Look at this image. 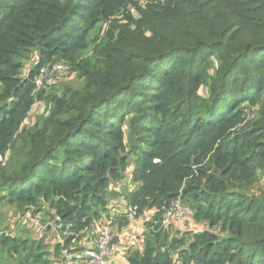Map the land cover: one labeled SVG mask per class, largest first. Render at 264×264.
<instances>
[{
    "label": "trees",
    "instance_id": "trees-1",
    "mask_svg": "<svg viewBox=\"0 0 264 264\" xmlns=\"http://www.w3.org/2000/svg\"><path fill=\"white\" fill-rule=\"evenodd\" d=\"M129 208L125 264H264V0H0V264Z\"/></svg>",
    "mask_w": 264,
    "mask_h": 264
},
{
    "label": "built area",
    "instance_id": "built-area-1",
    "mask_svg": "<svg viewBox=\"0 0 264 264\" xmlns=\"http://www.w3.org/2000/svg\"><path fill=\"white\" fill-rule=\"evenodd\" d=\"M51 71H55L61 75L66 68L61 64H56L53 66ZM50 75L46 69H42L40 75L35 81V85L40 88L43 86V80ZM175 205V204H174ZM135 208H129L127 212L128 222L132 219H135ZM186 210L184 207L176 204L172 210H168L163 216V223L168 224L172 220H182L179 218H184ZM130 219V220H129ZM100 222V223H99ZM93 228H91L88 233V243L79 247L75 253H71V250L64 249L62 251L63 256L68 260L74 261H83L88 264H107L110 255L114 253L117 249V245L112 243L113 231L116 227L118 230L117 224L114 222V218H104L99 221ZM103 225L99 230L97 229ZM115 226V227H114ZM97 229V230H95Z\"/></svg>",
    "mask_w": 264,
    "mask_h": 264
},
{
    "label": "rangeland",
    "instance_id": "rangeland-1",
    "mask_svg": "<svg viewBox=\"0 0 264 264\" xmlns=\"http://www.w3.org/2000/svg\"><path fill=\"white\" fill-rule=\"evenodd\" d=\"M32 64H33L32 60H28V61L24 62V66L26 68L30 67ZM65 76H66V71H64L63 73H61V75L57 76V78H54V79L50 78L51 77V74H50L48 76V80L47 81L48 82L52 81V83L54 85L56 84L55 86H58V84H60V82L62 80V79H59V78H64ZM41 111H42V107H38L37 106V108L34 110L33 114L34 115H38V114L41 113ZM4 211H6V210H4ZM7 217H11L10 211H8ZM151 217H152V212L148 216V218H145V219H142V218H140V219H132L127 226H125L124 228H122L120 230H117L116 227L114 226L115 229L113 231L114 234L112 235V239L114 237H117V235L120 234L123 237V244L120 245L118 242L114 243V244L117 245V249L114 251V253L112 255L109 256L110 259H109L107 264H110L113 261V259H116L117 257H120V255L124 256V255L128 254V252H131L130 250H134L135 248H137L141 244L140 241L142 242V235H143V232H144V226H145L146 219L150 220ZM43 218H45L43 213L38 214V217L35 218L36 219V224H39V222L41 224H42V222H45V224L40 225L42 228L39 227V226H36V227L31 226L32 232H34L35 230L44 231V232H39V233H41V234L44 233L47 236V239H46L47 242L49 244H51L52 246L55 245L58 242H61V241L63 242V240H64L63 237H65L66 233L62 234L63 235L62 236L59 232L57 233L56 229H53L52 230L53 233L51 235V232L48 233V231H45L46 227H48V222H46L47 220L45 221ZM179 219H183V217L179 218ZM102 226L103 225H101L97 229L99 230ZM97 229H95V230H97ZM88 231L89 230L86 231L85 235H88V233H87ZM74 238H72L70 240L71 243L69 244V246L71 248H73V252L76 250V246H78V241H77V239L75 240ZM72 261H74V260H69V264H71ZM74 262L76 264H88V263L83 262V261H74Z\"/></svg>",
    "mask_w": 264,
    "mask_h": 264
},
{
    "label": "crops",
    "instance_id": "crops-1",
    "mask_svg": "<svg viewBox=\"0 0 264 264\" xmlns=\"http://www.w3.org/2000/svg\"><path fill=\"white\" fill-rule=\"evenodd\" d=\"M122 229V228H121ZM117 242L121 245L123 244V237L119 234L117 235ZM141 243V241H140ZM126 263V255L120 257H117L116 259H113V261L110 264H125ZM71 264H76L74 261L71 262Z\"/></svg>",
    "mask_w": 264,
    "mask_h": 264
},
{
    "label": "water",
    "instance_id": "water-1",
    "mask_svg": "<svg viewBox=\"0 0 264 264\" xmlns=\"http://www.w3.org/2000/svg\"><path fill=\"white\" fill-rule=\"evenodd\" d=\"M117 242V237H114L113 239H112V243H116Z\"/></svg>",
    "mask_w": 264,
    "mask_h": 264
}]
</instances>
